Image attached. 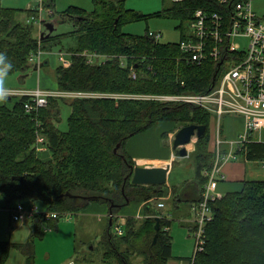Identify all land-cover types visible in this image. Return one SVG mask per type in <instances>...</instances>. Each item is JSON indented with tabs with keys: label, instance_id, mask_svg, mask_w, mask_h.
I'll list each match as a JSON object with an SVG mask.
<instances>
[{
	"label": "trees",
	"instance_id": "obj_1",
	"mask_svg": "<svg viewBox=\"0 0 264 264\" xmlns=\"http://www.w3.org/2000/svg\"><path fill=\"white\" fill-rule=\"evenodd\" d=\"M54 1L41 0L42 8L51 10ZM125 1L93 0L92 12L70 7L60 14L63 24L71 22L74 26L65 35L76 36L77 46L70 50L71 67L56 69L57 89L147 95H203L211 91L220 80L222 62L187 64L179 43L188 34V28L176 44L153 40L150 31L143 36L123 33L126 23L147 18L125 10ZM197 9L223 11L216 0H188L172 2L170 9L148 18L167 17L189 25ZM21 11L0 7V53L12 65L6 74L0 72V78L25 74L34 67L29 57L39 50V43L45 52L51 50L53 39L62 36L51 35L41 41L34 24L19 20ZM23 12L27 18L38 16V9ZM85 51L112 58L92 66L81 56ZM134 73L136 79L132 78ZM25 100L20 98L13 109L0 106V196L7 202L4 209L9 211L16 204L26 208L37 205L38 209L44 205L46 211L57 212L64 218L67 214H79L92 204L105 205L112 224H108L101 241L103 262L111 259L117 264H132V256H142V264H170L172 221L163 212L151 209L150 202L166 198L170 192L176 206L179 201L191 207L201 201L208 182L206 172L215 163V156L208 151L211 114L189 104L78 99L69 106L68 128L63 132L55 126L60 122L62 99H50L41 110L37 118L40 128L36 127L35 117L26 113ZM161 123L207 127L205 135L196 142L195 177L171 190L167 185L134 186L130 182L134 161L126 151L127 142ZM37 132L46 138L48 146L47 153L42 155L33 147ZM238 154L245 155L250 162L262 163L264 143L251 141ZM133 202L147 203L149 216L142 222L134 218L125 220L119 236L116 216ZM212 210L214 219L206 227V245L196 256L195 264H264V180L245 181L242 191L223 196L212 204ZM160 216L163 218L157 231L156 219ZM59 221H47L44 215L31 220V239L16 247L25 256L24 264H36L35 238L42 239L45 231L55 229ZM188 229L191 233L193 224ZM11 248L10 242L0 241V264L7 263ZM185 260L191 263V257Z\"/></svg>",
	"mask_w": 264,
	"mask_h": 264
},
{
	"label": "built area",
	"instance_id": "obj_2",
	"mask_svg": "<svg viewBox=\"0 0 264 264\" xmlns=\"http://www.w3.org/2000/svg\"><path fill=\"white\" fill-rule=\"evenodd\" d=\"M186 1L188 0H171L177 4ZM253 2L254 0H216V4L223 8V11L207 12L204 9H197L193 21L188 25V34L179 43L180 52L184 61L192 66H200L210 60L222 62L220 80L207 94L162 95L157 96L161 97V100L156 98V101L160 102L198 106L218 118L219 125L222 117H243L246 127L235 144L238 152H241L247 143L253 141V136L264 128V17H258L254 12ZM39 5L38 16L28 18L27 23L38 25L40 39L41 29L45 22L41 15L46 12L47 16L51 17L52 11L42 8L41 1ZM224 13L230 14V17L226 18ZM149 36L156 41L162 37L152 32ZM42 54L43 51L39 47V50L31 55L29 62L34 65L38 64ZM59 55L62 67H71L73 55L63 52ZM81 56L85 58L87 64L92 66L102 65L112 58L88 51L83 52ZM132 78L136 79L135 73ZM68 93H75V99H101L103 95L80 91H68ZM60 94L65 96V91L54 93L56 96ZM3 95L26 98L25 111L35 117L33 120L37 128L41 127L37 119L39 113L48 106L49 99L54 96L51 92L39 88L11 94L0 91V96ZM33 147L38 154L48 151L46 139L40 132H37ZM232 159H236V154L232 151L222 159L219 154L217 155L213 168L210 172H206L208 182L204 186L201 201L191 207L193 213L191 223L194 230L190 233V237L194 241V249L189 264H195L196 256L204 251L206 227L214 219L212 204L222 199L217 192L218 177L222 176V163ZM262 165L264 168V162ZM159 206L160 208L165 207L164 203ZM9 213L13 223L32 220L38 215H44L47 221L62 218L57 212H41L37 206L26 208L23 204H16L9 210ZM70 216L72 214L64 217ZM116 233L122 235L119 227L116 228Z\"/></svg>",
	"mask_w": 264,
	"mask_h": 264
},
{
	"label": "rangeland",
	"instance_id": "obj_3",
	"mask_svg": "<svg viewBox=\"0 0 264 264\" xmlns=\"http://www.w3.org/2000/svg\"><path fill=\"white\" fill-rule=\"evenodd\" d=\"M40 1L41 0H0V7L3 9L11 8V9L26 11L28 9H35L37 7L39 8ZM171 5H172L171 0H164V2L162 0H126L124 3L125 10L135 12L140 16H144L147 18L139 22L126 23L122 27V32L132 36H143L144 34H146L147 31H150L157 35H161L162 37L159 40V42L163 44L179 43L182 33L186 32L188 28V25H186V23H182L180 20L170 19L167 17L148 18L149 16L156 15L162 12L164 9H170ZM252 6L254 12L258 15V17H264V0H255L252 3ZM70 7H76L87 12H92L95 8V5L93 3V0H55L54 7L51 9V11L53 12V16L49 17L45 12L44 14L41 15V18L47 21V23L49 22L54 24L55 32L53 33V37H59L61 35L62 36L61 38H55L51 41L50 43L51 50H46L45 52H43L42 57L40 59L41 61L37 62L39 65H43L44 63L46 64L43 66V68L39 69L38 71H35L34 68L31 67L25 74L19 73L13 76L0 78L1 92H6L11 94V93H17V91L26 92L39 88L41 90L42 89L47 90L54 95V93H58L61 91L60 89H56L57 86L56 69L62 66L59 53L63 52L64 54H70V50L77 46L76 36L65 35L69 32H72L75 29L74 26L71 24V22H65V24L60 23V19H61L60 14L67 11ZM23 11H21L22 13L19 15V20L23 23H26L28 19H26L27 18L26 12ZM33 26L36 29L35 31H37V36H38L40 29L38 25H33ZM42 30L43 27L41 31ZM44 31L45 29L43 30V32ZM66 58L70 59L69 56H66ZM31 65L34 64L31 63ZM20 78L26 79L25 84H20ZM67 92L68 91H65V96L60 94L51 97V99H58V100L62 99L64 101V103L62 102L60 104V110H61L60 122L56 123L57 128H59L63 132H66L68 128L67 121L71 113V109L69 106L74 100L79 99V98L77 99L74 98L75 93L67 94ZM157 96H162V95L104 93L103 95H101V99H105V100L110 99L117 101L116 99L118 98L119 100H127V101H134L136 103H141L145 101H156V98H158ZM158 99L161 100V97H159ZM19 101L20 98L13 97L10 95L7 96L5 99H0V106H5L8 109H13ZM163 103L166 104L168 102H163ZM213 117L214 116L211 114V118ZM218 121L219 119L217 118L216 123L218 124V127H220ZM224 122H225V117L222 120V125L224 124ZM209 131L210 134L213 135V129L211 126L209 127ZM197 141L198 140L195 139L191 145L187 146V149L189 151V156L183 158L182 160L184 161V168H188L191 165L193 166L195 165V155H196L195 153H196ZM259 167L262 168L261 164H259ZM176 175L177 174H174L173 179H175ZM156 202L157 204L154 203L153 206L155 208L157 207L156 209H158L160 213L163 212L162 210L163 208H160L159 205L161 203L166 204V208L164 209V212L166 213V215H168L169 220L172 221L170 234L173 240V255L176 257L177 256L191 257L194 249V246L192 245L191 242L193 240L189 238L188 227L184 225L189 223V221L191 222L192 214H190L191 211L189 209V206L188 205L182 206L179 210L177 209L174 210L175 207H178L174 205L173 203L174 201L159 198L156 199ZM38 205L41 204L38 203ZM151 209H154L152 208V205H151ZM5 212H6L5 210L0 211V213H5ZM7 215L9 216V214ZM160 217L157 218L160 219ZM65 220L66 219L63 217L60 218V221L58 222L60 228L68 227L70 231H72V229L74 231L75 228H77V239H76L77 254H74V246L72 247L71 244L73 239L71 236H69L66 239V244L64 248L60 249V246L56 240V236L52 233L55 231L46 230L48 232L45 231V237L43 240L39 238H35V243H34V249L36 251L35 257L37 258L38 256L39 262L41 264H64V262L66 261L67 262L70 260L76 261L77 258L80 259L81 257H86L92 261L89 264H101V252L100 253L94 251L88 252L89 246L85 243V240L94 239L92 242L95 245L98 244L96 240L97 241L100 240L101 232H102L101 228L102 226H104V224L98 225L94 220L84 219V217H80L78 215L70 220L72 222L67 223ZM138 220H140L139 222H142V219H138ZM26 221L29 222L30 220L27 219L24 222L26 223ZM24 222L16 223V224L12 223V225H8L4 233L0 235V238L7 239L8 237H11L14 232L12 231L13 228L16 232L15 236L18 238V240H23V238L26 237L31 226H33L32 222L31 223L29 222L28 225L30 226H23ZM41 240H42V245L41 246L38 245V248L36 250L37 243H39V241ZM11 250L18 251L16 248L15 249L12 248ZM48 254L51 255L50 258H48ZM131 258H132L131 261L132 264H142L143 262L142 256H132ZM108 261L109 262H106L105 264H117L115 260L111 261V259L110 260L108 259ZM78 263L80 264L81 262L78 260Z\"/></svg>",
	"mask_w": 264,
	"mask_h": 264
},
{
	"label": "crops",
	"instance_id": "obj_4",
	"mask_svg": "<svg viewBox=\"0 0 264 264\" xmlns=\"http://www.w3.org/2000/svg\"><path fill=\"white\" fill-rule=\"evenodd\" d=\"M38 8V7H37ZM35 8V9H37ZM28 19V18H27ZM60 23H62V19H60ZM65 24V23H64ZM57 89V86H56ZM220 127H218L217 118L213 117L211 119L210 126L213 129V135L210 134V142L208 146V151L211 152L215 157L219 154V156L222 158H225L230 151L234 152L236 154V159H232L229 162L222 163V169H221V175L218 177V185H217V192L223 197L228 194L237 193L242 191L244 187L245 181H259L264 180V169L261 162L255 163L250 162L249 160L245 159V155H239L238 150L236 148V142L239 140L240 136L243 134L246 122L243 117L241 116H225V122L222 125V120ZM56 126V125H55ZM183 126L175 125V124H167V123H161L157 126H154L150 130H148L145 133L139 134L132 139H130L127 142L126 145V151L129 154V156L133 159L134 165L137 166H144L148 163H153L155 165L158 164H170L171 170L168 174V181L167 186L171 190L174 186H182L187 181H192L195 177V166L191 165L188 168H184V161L183 158L177 157L176 152L173 150V141L175 139L176 134L179 132V130ZM253 142L257 143H264V128L256 133L255 136H253ZM218 140L220 141V144L218 145ZM231 144L233 146L231 147ZM36 151V150H35ZM37 153V152H36ZM47 153V152H46ZM38 154V153H37ZM45 154V153H43ZM42 155V154H38ZM50 157V156H49ZM43 158H48L43 157ZM259 164H261L262 168L259 167ZM178 170V171H176ZM176 171V172H175ZM174 174H177L175 179H173ZM167 200H172V192H170V195L166 198ZM165 202V201H164ZM156 203L155 201L150 202L152 205V208L156 209L153 204ZM147 203H137L133 202L129 204L127 207H125L119 215L116 216L117 223L116 225L119 226L123 233V224L125 220L129 218H134L136 220L138 219H144L148 216L147 209L146 208ZM165 207L162 209L163 213L164 209L166 208V204L164 203ZM188 204L182 203L179 201L178 207H175L174 210H179L182 206H187ZM5 206H7V202L3 200L2 197H0V211L5 210V213H0V235L4 233L8 225H12L11 217L9 214V211L7 209H4ZM37 206V205H36ZM189 206V205H188ZM39 207V206H37ZM40 208L43 211H46V206L41 205ZM39 208V209H40ZM189 209L191 211L190 214H192V208L189 206ZM9 214V216L7 215ZM84 217V219H92L94 220L98 225L104 224L101 228V238L99 241L96 240L98 244H94L92 241L94 239H86L85 243L89 246V251L94 252H101V264H105L102 260V251L104 248L101 246L102 237L105 233V231L108 229V224H110L111 220V214L109 213V208L105 205H98V204H92L88 209L80 212L79 214L72 215L70 217H64L67 223L72 222L70 221L75 216ZM168 216V215H167ZM192 219V218H191ZM62 220V219H61ZM188 220V219H187ZM31 223V220L29 221ZM28 221L26 223L24 222L23 226H30ZM16 224V223H15ZM191 222L184 224L189 228L191 227ZM59 224H56V228L52 229V232L56 236V240L60 246V249H63L66 244V239L71 236L72 237V247L74 246V254H77V228L75 230L70 231L68 227H59ZM13 235L11 237L6 238H0V241H8L12 244V248L15 249L17 245L26 244L31 239L34 228L31 226L29 229L26 237L23 238V240H18V238L15 236V230L12 228ZM171 231V230H170ZM189 231V238L190 237V230ZM48 232V231H46ZM122 236V235H119ZM45 237V234H44ZM42 238V240L44 239ZM42 240L37 243L36 250L38 248V245H42ZM193 240V239H192ZM192 245L193 244V241ZM91 247V248H90ZM11 248V249H12ZM17 249V248H16ZM18 250V249H17ZM19 251V250H18ZM13 251L10 250L9 259L6 264H24L25 263V256L22 254L21 251ZM36 253V251H35ZM173 254V250H172ZM180 255V254H179ZM51 255L48 254V258H50ZM190 256H174L173 259L170 261V264H189L188 259ZM36 258V257H35ZM78 260L81 262L80 264H89L92 261L86 257H81L80 259L77 258L76 261L70 260L64 262V264H79ZM55 263V262H54ZM36 264H41L39 262L38 256L36 258Z\"/></svg>",
	"mask_w": 264,
	"mask_h": 264
},
{
	"label": "water",
	"instance_id": "obj_5",
	"mask_svg": "<svg viewBox=\"0 0 264 264\" xmlns=\"http://www.w3.org/2000/svg\"><path fill=\"white\" fill-rule=\"evenodd\" d=\"M44 29L45 31L43 32ZM43 30L40 34L41 41L53 35V33L55 32L54 24L49 22L45 23L43 25ZM45 64L46 63H44L43 65L35 64L33 68L35 71H38L39 69L43 68ZM25 82V78H20V84H25ZM206 130L207 127L205 126L189 125L182 127L176 134L175 139L173 141V150L176 152L177 157H188L189 152L186 147L191 144L193 138H197V140L202 138L205 135ZM119 147L120 145L117 147V149H115V153H117ZM170 170V164L155 165L153 163H148L144 166L134 165L130 182L134 186H164L167 185L168 174ZM159 220V218L156 219L157 231H159L160 228ZM111 224L112 221L110 222V226Z\"/></svg>",
	"mask_w": 264,
	"mask_h": 264
},
{
	"label": "clouds",
	"instance_id": "obj_6",
	"mask_svg": "<svg viewBox=\"0 0 264 264\" xmlns=\"http://www.w3.org/2000/svg\"><path fill=\"white\" fill-rule=\"evenodd\" d=\"M0 65H3V68L0 69V72H3L6 74L7 70L12 68V65L10 62L7 61V58L5 54L0 53ZM6 96H0V99H5Z\"/></svg>",
	"mask_w": 264,
	"mask_h": 264
},
{
	"label": "bare ground",
	"instance_id": "obj_7",
	"mask_svg": "<svg viewBox=\"0 0 264 264\" xmlns=\"http://www.w3.org/2000/svg\"><path fill=\"white\" fill-rule=\"evenodd\" d=\"M10 96V95H9ZM7 97V96H6Z\"/></svg>",
	"mask_w": 264,
	"mask_h": 264
}]
</instances>
